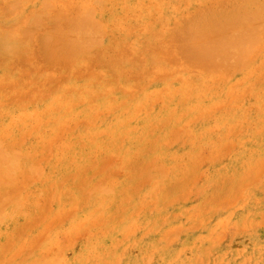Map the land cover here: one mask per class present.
Returning a JSON list of instances; mask_svg holds the SVG:
<instances>
[{"label":"rangeland","instance_id":"obj_1","mask_svg":"<svg viewBox=\"0 0 264 264\" xmlns=\"http://www.w3.org/2000/svg\"><path fill=\"white\" fill-rule=\"evenodd\" d=\"M263 10L0 0V264H264Z\"/></svg>","mask_w":264,"mask_h":264},{"label":"bare ground","instance_id":"obj_2","mask_svg":"<svg viewBox=\"0 0 264 264\" xmlns=\"http://www.w3.org/2000/svg\"><path fill=\"white\" fill-rule=\"evenodd\" d=\"M159 3V2H158ZM256 5V4H255ZM254 5V6H255ZM257 7H258V5H257ZM250 9V8H249ZM252 10V9H251ZM259 10V9H258ZM262 10V9H261ZM239 13V12H238ZM243 13V12H242ZM241 12H240V16L241 17H247V18H250V17H252V19H253V17H258V19L260 20V19H264V10L261 12V13H258V14H254V15H252V12L251 13H246V11L242 14ZM234 14V13H233ZM242 14V15H241ZM234 15H231V17H233ZM238 17V16H237ZM243 18H241V20H242ZM86 20H88V19H86ZM242 21H244V20H242ZM240 22V23H243V22ZM253 21H255L254 19H253ZM258 21V20H257ZM89 22V21H88ZM85 23V22H84ZM115 23V22H114ZM244 23H246V22H244ZM250 23H253V22H250ZM258 23V22H257ZM86 24V23H85ZM247 24V23H246ZM78 25V24H77ZM263 26V25H262ZM261 25H260V27H262ZM259 27V28H260ZM237 28V27H236ZM246 28V29H245ZM244 29L245 30H248L249 32H245V33H243V36H242V38H240V39H235V40H237V41H232L233 40V38H232V40L231 41H227V42H225V43H222V46H223V48H224V50H219L220 52H224V54L226 55V56H228L229 55V53H228V51H230L229 49H234L235 50V52L237 51L238 53H236V57H235V60L236 59H238L239 60V62H244L245 60H247V57L246 56H248V55H250V54H248V55H246L247 54V52L248 51H250L249 50V47H251L252 45V43H253V40L254 41H256V42H254V43H256V45H257V43H258V41H257V35L255 34V31L250 27H245ZM248 28V29H247ZM227 29V28H226ZM229 29V28H228ZM233 29V28H232ZM229 30H231V29H229ZM257 30V29H256ZM261 30H264V29H261ZM261 30H259V31H261ZM91 31V30H90ZM85 32V31H84ZM93 32H94V30H93ZM226 32V34L228 33L227 31H225ZM236 32V31H235ZM234 32V33H235ZM91 33V32H90ZM263 33H264V31H263ZM85 34V33H84ZM74 35V34H73ZM77 35V34H76ZM75 36V35H74ZM86 36H88V35H86ZM228 36H230V37H232L231 35H230V33H228ZM259 37H261V35H259ZM218 39V38H217ZM231 39V38H230ZM261 39H263L262 37H261ZM87 40H89V39H87ZM80 42V41H79ZM213 42H215L214 44H217V42H219V40L218 41H213ZM212 42V43H213ZM213 44V45H214ZM218 45V44H217ZM255 45V44H254ZM263 44H261V46H262ZM219 47L221 46V45H218ZM221 46V47H222ZM259 46V45H258ZM264 46V45H263ZM81 49V48H80ZM251 49V48H250ZM214 50V49H213ZM215 51V50H214ZM216 52V51H215ZM219 52V53H220ZM217 53V52H216ZM221 53V54H222ZM217 54L216 56H218L217 58L218 59H224L225 58V56L222 54ZM245 54V55H244ZM252 55V54H251ZM216 56H215V58H214V60H216L217 58H216ZM222 58H221V57ZM244 56V57H243ZM224 57V58H223ZM246 57V58H245ZM249 57H251V56H249ZM243 58H245V60L243 59ZM216 60V64H218V62H220L219 60ZM228 61V60H227ZM237 61V60H236ZM213 62V61H212ZM238 62V61H237ZM209 63H211V62H209ZM222 63H224L225 64V62H223L222 61ZM222 63H220L221 65H223ZM213 65H214V63H212ZM226 65V64H225ZM219 71H221V70H219ZM218 71V73H220ZM222 72V71H221ZM227 73V72H226ZM215 74V73H214ZM231 75V74H230ZM226 77V76H225ZM218 78H219V76H218ZM205 79V78H204ZM214 82V81H213ZM204 86V85H203ZM195 88H197V87H195ZM200 88H202V89H205L204 87H199L198 89H200ZM198 91V93H199V90H197ZM203 90H201L200 91V93L202 92ZM160 97V96H159ZM235 107V106H234ZM233 114V113H232ZM244 119H245V117H244ZM213 132V131H212ZM2 135V134H1ZM2 137V136H1ZM4 150V149H3ZM209 150V149H208ZM214 150V149H213ZM5 152H7V151H5ZM9 155V154H8ZM8 155H6V157H8ZM1 156V155H0ZM5 156V155H4ZM211 156V155H210ZM2 157V156H1ZM5 160L7 159V158H4ZM3 159V160H4ZM10 159V158H9ZM12 159H14V158H12ZM11 160V159H10ZM14 160H16V159H14ZM7 161V160H6ZM9 161V160H8ZM10 162V161H9ZM15 164V163H14ZM9 165V164H8ZM241 165V164H240ZM15 168V167H14ZM17 170V169H16ZM99 195V194H98ZM92 205V204H91ZM243 205V204H242ZM239 207V206H238ZM9 213V212H8ZM26 215V214H25ZM91 215V214H90ZM8 216V215H7ZM10 218V217H9ZM146 223V222H145ZM160 223V222H159ZM134 225V224H133ZM127 229V228H126ZM151 251V250H150ZM259 252V251H258ZM180 253V252H179ZM152 254V253H151ZM151 259V258H150ZM146 262V261H145Z\"/></svg>","mask_w":264,"mask_h":264}]
</instances>
